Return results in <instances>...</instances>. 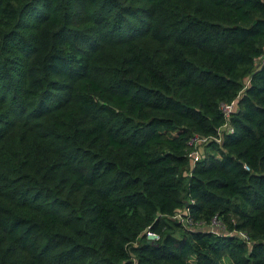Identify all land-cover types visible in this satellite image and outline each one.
<instances>
[{"label":"trees","instance_id":"trees-1","mask_svg":"<svg viewBox=\"0 0 264 264\" xmlns=\"http://www.w3.org/2000/svg\"><path fill=\"white\" fill-rule=\"evenodd\" d=\"M0 264H264V0H0Z\"/></svg>","mask_w":264,"mask_h":264},{"label":"built area","instance_id":"built-area-1","mask_svg":"<svg viewBox=\"0 0 264 264\" xmlns=\"http://www.w3.org/2000/svg\"><path fill=\"white\" fill-rule=\"evenodd\" d=\"M230 109H231L230 106H226V107H224V112L229 113ZM209 141H210V139H208V138L194 137L193 139H191L189 144L193 145V147L196 148V150L189 153V157L192 160V162H197L201 159V155H202V147L201 146L208 143ZM217 142H220V140H217ZM220 227H221L220 223L218 221L214 220L212 225H211L212 230L218 231ZM147 238L151 241L158 240V237L155 234H152L150 232L147 233ZM242 238L245 239L244 236H242Z\"/></svg>","mask_w":264,"mask_h":264},{"label":"rangeland","instance_id":"rangeland-1","mask_svg":"<svg viewBox=\"0 0 264 264\" xmlns=\"http://www.w3.org/2000/svg\"><path fill=\"white\" fill-rule=\"evenodd\" d=\"M259 63V62H258Z\"/></svg>","mask_w":264,"mask_h":264}]
</instances>
